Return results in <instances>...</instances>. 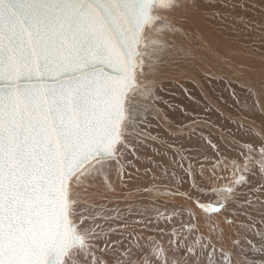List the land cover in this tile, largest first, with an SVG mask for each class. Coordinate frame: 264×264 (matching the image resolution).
Segmentation results:
<instances>
[{
  "label": "snow or ice",
  "instance_id": "1",
  "mask_svg": "<svg viewBox=\"0 0 264 264\" xmlns=\"http://www.w3.org/2000/svg\"><path fill=\"white\" fill-rule=\"evenodd\" d=\"M189 6L190 0H0V264H250L244 245L264 253V184L253 199L233 201L247 221L239 235L229 240L214 220L203 230L192 222V242L177 244L184 255L174 258L155 240L129 232L123 213L105 206L107 197L82 196L98 182L111 188L113 175H130L129 157L136 159L147 135L148 108L140 100L156 98L148 77L167 54H188L170 36L178 34L175 11ZM247 27L264 49V23L250 20ZM247 147V159L253 151L264 156V146ZM256 163L264 170V160ZM247 182L244 175L234 180ZM160 191L150 186L139 195L158 198ZM134 203L125 201L128 214ZM195 203L205 213L227 206ZM136 223L147 229L153 221Z\"/></svg>",
  "mask_w": 264,
  "mask_h": 264
},
{
  "label": "bare ground",
  "instance_id": "2",
  "mask_svg": "<svg viewBox=\"0 0 264 264\" xmlns=\"http://www.w3.org/2000/svg\"><path fill=\"white\" fill-rule=\"evenodd\" d=\"M232 1L235 0H190L189 7L175 11L172 20L176 25L178 34L170 36V39L181 50L186 49L188 54L171 53L167 56L166 59L170 61L169 63L177 64L174 65L177 67L170 65L171 67L167 71L161 70L163 73L160 71L155 76L148 77L149 80L155 81L150 86L155 91L156 98L140 100V103L146 105L148 108L147 112L142 113V117H146V119H142V123L146 125L148 120L150 128L144 127L143 131L147 135L141 137V142H139L142 148L137 147V145L136 147L138 150L142 149V152L146 153L149 157V164L147 161L145 162L149 165V173L145 172L148 173L149 177L137 189L123 190L118 184H121L124 175H121L120 178L113 175L111 188L106 187L104 183L98 182L95 190L90 189L87 194L82 193V196L89 202L107 197L105 206H126L125 201L131 200L135 201L133 206L138 207L139 205L153 211L169 205L184 210L188 214L191 213L192 217L186 221V226H189L192 222H196L201 228L207 226L213 220L216 221L218 218H222L224 222L220 220L221 225H217L216 227L222 230L229 240H231L232 234L239 235L243 227L246 226L247 221L235 212L233 201L240 203L249 197L253 199L255 188L260 184H264V170H261L256 163L264 160V156H261L258 151H253L251 153L252 159H247L249 156L248 145L257 149L264 146V98L260 94L258 86V84L261 85L260 80L263 79L264 81V74H260L264 72V67L260 65L257 57L249 53H245L243 56L254 65L250 69H247L245 66H238L234 69L235 66L231 65L232 61L236 62L238 60L232 59L231 56L233 55L229 58L228 53L230 54L231 49L237 51L239 45L232 48L225 44V41L228 42L225 35L229 34V28L224 21H220L218 9L222 6L223 2L229 4ZM244 34L246 35V32ZM178 66L184 67V70ZM141 79L143 78L141 77ZM217 86L219 89L227 92L229 95L227 97L233 100L232 104L234 106L248 103V106L246 105L247 107L245 106L243 111H250L251 115L247 117L241 115L242 112L235 114L230 112L231 110L225 109L226 107H223L211 92ZM158 94L166 95V105L164 104L166 110L162 109L163 106L160 107L158 105L161 102H156L160 101L157 98ZM163 95L162 97H164ZM204 101L211 107L212 112L217 111L228 120L238 124L240 129L242 128L246 132L247 136L240 134L238 136L237 133H234L232 138L234 142L229 140V144L234 145V151L229 150L225 153L219 151L217 144H214L210 140V137H207L206 132L195 127L196 124L195 126L177 127L174 126L176 122L172 124L169 121L170 118L181 120L186 115L196 113L207 112L211 114L212 112L208 110L209 106L206 107L202 104ZM155 107L157 108L156 112ZM198 133L201 135L199 138L196 136ZM240 136L244 137V139L240 140ZM152 137L156 139L153 140ZM235 139L239 142L241 141L240 146L236 144L237 142L235 143ZM189 145L194 146L197 150L203 149L207 151L210 148L209 151H212L216 159L212 161L204 160L201 163L193 160L183 150L184 147H188ZM214 148L217 149L216 155ZM129 158L131 159L132 157L130 156ZM181 158L183 159L181 160ZM180 163H183V167L179 166ZM246 164L247 171L244 170ZM241 175H244L248 182L235 185L234 180ZM179 176L187 184L186 186L181 185L182 188H178L168 180V177L175 180ZM150 186H156L161 189L158 193V198L139 195V193H143L145 188ZM112 188H114V191ZM229 188L234 189V191L228 192L227 189ZM177 192L179 195L173 194ZM137 199L141 200L137 202ZM150 199H155V203H146ZM261 199L264 200V197H261ZM141 201H145V203H141ZM196 201L214 205L226 202L227 206L220 213H205L197 207V204L194 203ZM108 208L111 209L110 207ZM194 215L199 217V219L194 221ZM229 219H235L236 224L232 226L226 225ZM249 219H252V217H249ZM255 219L258 221L259 216H256ZM168 249L169 247L164 246L167 256L169 255ZM243 252L248 259L249 257L251 258L252 254L257 253L255 243L252 247L244 245ZM259 255H262L261 258L264 259V253L259 251Z\"/></svg>",
  "mask_w": 264,
  "mask_h": 264
},
{
  "label": "rangeland",
  "instance_id": "3",
  "mask_svg": "<svg viewBox=\"0 0 264 264\" xmlns=\"http://www.w3.org/2000/svg\"><path fill=\"white\" fill-rule=\"evenodd\" d=\"M218 12H219L220 21L221 20L224 21L228 25V28H229V34L225 35L227 40H228V42L225 41V44L228 47H232V48H234V46L236 47L237 45H239L237 47V49H238L237 51H235L234 49H231L230 50V54L228 53V57L229 58L232 57V59H237L238 60L236 62L232 61V63H231L232 66H235L234 69H236L238 66H245L247 69H250L252 66H254L250 60L246 59V57L243 56V54H245V53H249V54L254 55L255 57H257L259 59L260 65H262V67H264V57H262L260 55V53L262 51H264V49H261L260 46H259L258 33L250 31V29L247 27V22L250 21V20L251 21H255L257 23V25H259L261 23H264V0H235V1L230 2L229 4H227L226 2H223L222 6L218 9ZM221 14H223V15H221ZM245 32H246V35L244 34ZM254 39L256 40V44H253V40ZM253 49H256V50L253 51ZM169 55L170 54H167V56H169ZM209 55H212V54H209ZM231 55H233V56H231ZM169 62L170 61L165 59L163 61V63L160 65L158 73H160L161 70L164 71V72L167 71V69L170 68L171 66L177 67V66H174V65H177V64H172V63H169ZM178 67L183 68V70H184V67H182V66H178ZM185 70H186V68H185ZM260 74H264V72L260 73ZM260 81L264 82L263 79L260 80ZM258 86L260 88V84H258ZM229 88L232 89L231 87H229ZM211 92H212V94H214L213 95L214 98L220 104H222L223 107H226L225 109H227L228 111L231 110L230 112L235 113V114H239V113L242 112L241 115H244V116H247V117L251 115L249 113L250 111H248V112L247 111H243L244 110L243 108L246 105L248 106V103L240 105V106H234L232 104L233 100H231V98L229 99L227 97V96H229L227 94V92H224L223 89H219L218 86H217L216 89H214V91L212 90ZM162 95L163 94H161V95L158 94L157 95V98L160 101H156V102H161L162 105H161V103H158V105H160V107L163 106L162 109L166 110V108H164L165 105H166V97H165L166 95L164 94L163 95L164 97H162ZM220 95H222L224 97H221ZM263 98H264V95H263ZM202 104H204L206 107L209 106L206 101H204ZM154 109H155V112H156L157 108L155 107ZM208 110H210V111L212 110L210 106H209ZM149 112H151V111H149ZM211 114H213V115H211ZM211 114H208L207 112H203V113H196V114H193V115L190 114L191 116L190 115H186L185 118L182 117L184 120L181 118V120L183 122L181 120H178V119L177 120L176 119H171L170 117H169L170 119L169 118L168 119H169V121L172 124L174 122H176L177 124L180 122L181 124L179 123L178 125L175 123L174 126H177V127L178 126L179 127L180 126H187V125L188 126H190V125L195 126V124H196L195 127H197L198 129L202 130L203 132H206L207 137H210V140L214 144L215 143L217 144V146L219 147L218 148L219 151H221L222 153L228 152L229 150L230 151H234V149H233L234 145L233 144H232L233 146L230 145L229 144L230 143L229 140L233 141L232 138L234 136V133H237L238 136H239V134L247 136L246 132L243 131L244 129H242V128L240 129L238 124H236L233 121L228 120L226 117H224L223 115H221L217 111H214ZM148 123L149 122L147 120L145 126L150 128V125H148ZM238 131H239V133H238ZM241 131L244 132L245 134L242 133ZM193 132H195V131H193ZM196 136H197V138H199L201 135H199V133H198V134H196ZM242 139H244V137L240 138V140H242ZM240 142L237 139H235V143L238 144V146H240L239 145ZM138 144H137V147L142 148L140 146V144L139 145ZM212 146L215 147L213 144H212ZM224 146H225V148H224ZM194 149H195V147L191 146V145H189L188 147H184L183 148V150H185V153L187 154L188 157L191 156L190 158H192L193 160H196L199 163H201V161L204 162V160L205 161L206 160L212 161V160L216 159L215 158L216 156H214V154H212V151H209L210 148L207 151H204L203 149H198V150L197 149L194 150ZM214 151H215L214 153L216 155L217 149H215ZM135 155H137L138 159L136 158V160H134V159L132 160L134 166L131 167V168H127L126 169V171L128 173H130V175H124L123 181L120 184L121 186L118 184V186L121 189H123V190H125V189H137L138 187L143 185L144 184L143 181H145L149 177V175H148V173H149V165H148L149 164V160H148V158L149 157L147 156L146 153L142 152V149H139L136 152ZM142 157H143V159H142ZM146 161H147L148 164L145 163ZM137 163H139L140 165L137 164ZM145 172H148V173H145ZM165 176H167V175H165ZM133 178H134L135 181L133 180ZM168 178H164V179L170 180V182L174 183L178 188L181 187V185H183V186L187 185L185 183V181L182 179L181 176L177 177L175 180L173 178H170V177H168ZM246 199H250V197L246 198ZM140 200L141 199H137L136 201L138 202ZM242 203L243 202H240V204H242ZM173 205L176 206L175 204H173ZM113 206H106V207L107 208L110 207L113 210V214H115V210H120L123 213L124 218L128 222V231L129 232H134L135 234H137V235H139L141 237H149L150 239L155 240L156 242H158L159 245L163 249H164V246L165 247H169V249H168L169 250V255L168 256L166 255L167 257L174 258V257H177V256H183L184 253L177 248V244L179 245V248H183L185 242H187L189 244L192 242V239H191V236L189 235V233L188 232L185 233L186 232V228L188 226V225L186 226V224H187L186 221L190 220V218L192 217L191 213L188 214V212H186L184 210H181V209H179L177 207H172V206H169V205H166V207L164 206V207H162L163 209L161 208V209H159L157 211L149 210V208H146V207L144 208V207L139 206V205H138V207H136L134 205L133 206L134 211L132 212V214H127L128 213L127 212V206H123V205H113ZM148 210L150 211V213H149ZM141 213H143V215H141ZM186 216H188L189 219ZM145 218H150L153 221V223H151V224H149L147 226V229L145 228L144 225L136 223V220L145 219ZM220 220L224 222V220H222V218H218L216 220V226L217 225H221V223L219 222ZM230 220H232V219H229L228 221H230ZM99 223L104 224L103 221H99ZM181 225L185 226L184 230L181 229ZM226 225L232 226L233 224L227 223ZM104 226H105V228H107L106 224H104ZM113 226H115V222L113 223ZM173 229H176V233L175 234H173ZM160 230H163V231L161 232ZM201 230H203V228H201ZM120 238L121 237H119V236H113L112 237V239H120ZM126 238L132 239L133 237H127V234H126ZM249 238L250 239H254L256 241H258V239H259L258 237H252V236H249ZM140 243L147 244L148 241L147 240H141ZM255 248L257 250V253L256 254H252L251 258L249 257V259H248L250 261V264L251 263L252 264L253 263L254 264H259V261L261 259H263V258H261L262 255H259V251H261V250H260L259 247H256V244H255ZM155 264H161V262L159 260H157V261H155Z\"/></svg>",
  "mask_w": 264,
  "mask_h": 264
}]
</instances>
